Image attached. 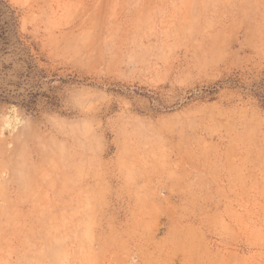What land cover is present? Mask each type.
I'll return each instance as SVG.
<instances>
[{
	"label": "rangeland",
	"instance_id": "rangeland-1",
	"mask_svg": "<svg viewBox=\"0 0 264 264\" xmlns=\"http://www.w3.org/2000/svg\"><path fill=\"white\" fill-rule=\"evenodd\" d=\"M5 1L0 264H264V0Z\"/></svg>",
	"mask_w": 264,
	"mask_h": 264
},
{
	"label": "trees",
	"instance_id": "trees-1",
	"mask_svg": "<svg viewBox=\"0 0 264 264\" xmlns=\"http://www.w3.org/2000/svg\"><path fill=\"white\" fill-rule=\"evenodd\" d=\"M42 72L30 46L17 30L14 10L5 0H0V104L34 109L39 94L33 92L31 82L42 77ZM226 82L231 87L242 88L264 109V77L249 86L242 85V78L237 75Z\"/></svg>",
	"mask_w": 264,
	"mask_h": 264
}]
</instances>
